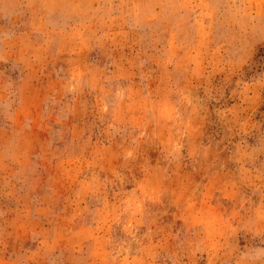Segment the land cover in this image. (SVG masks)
Returning a JSON list of instances; mask_svg holds the SVG:
<instances>
[{
    "label": "rangeland",
    "instance_id": "rangeland-1",
    "mask_svg": "<svg viewBox=\"0 0 264 264\" xmlns=\"http://www.w3.org/2000/svg\"><path fill=\"white\" fill-rule=\"evenodd\" d=\"M0 264H264V0H0Z\"/></svg>",
    "mask_w": 264,
    "mask_h": 264
}]
</instances>
